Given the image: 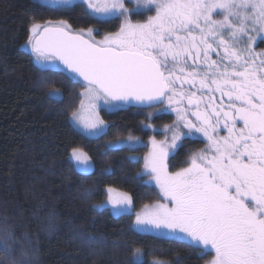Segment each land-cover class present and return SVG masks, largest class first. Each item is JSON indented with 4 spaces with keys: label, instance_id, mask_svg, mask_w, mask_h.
Listing matches in <instances>:
<instances>
[{
    "label": "snow or ice",
    "instance_id": "snow-or-ice-1",
    "mask_svg": "<svg viewBox=\"0 0 264 264\" xmlns=\"http://www.w3.org/2000/svg\"><path fill=\"white\" fill-rule=\"evenodd\" d=\"M45 4L60 11L75 4L97 22L122 18L119 30L99 41L95 29L74 31L63 19L28 28L24 47L36 64L80 85V102L69 119L84 135H106L109 123L101 112L150 108L148 120L154 113L175 114L172 124L164 125V139H151L137 174L154 182L162 201L145 204L133 228L158 232L202 254L211 250L210 264H264V51H256V41H264V0ZM145 11L154 14L132 22ZM50 95L62 98L59 90ZM198 136L205 147L188 157L186 167L171 172L169 160L177 149ZM126 139L139 142L131 135ZM70 160L81 173L92 167L91 157L78 147L71 149ZM106 194L115 211L130 212L129 193L108 186ZM13 240L12 233L0 232V253L10 264H29L27 251L14 256Z\"/></svg>",
    "mask_w": 264,
    "mask_h": 264
},
{
    "label": "trees",
    "instance_id": "trees-1",
    "mask_svg": "<svg viewBox=\"0 0 264 264\" xmlns=\"http://www.w3.org/2000/svg\"><path fill=\"white\" fill-rule=\"evenodd\" d=\"M146 18L147 12L131 17L133 22ZM60 19L74 31L95 29V40L117 32L121 23L97 22L76 5L60 11L35 0H0V232L12 233L14 256L19 259L27 251L29 264H135L139 250L142 264H207L211 250L202 254L179 240L133 228L145 204L161 201L148 176L137 174L148 139L159 137L156 130L172 124L173 115L154 113L148 120L150 108H123L101 112L109 123L106 135L90 137L78 130L69 117L79 105L80 85L65 81L58 70L39 67L24 47L32 22ZM57 90L62 98L50 95ZM129 135L141 144L106 147ZM73 147L91 157L88 172L73 168ZM204 147L200 138L184 141L169 160V170L186 167L188 157ZM108 186L133 197L130 212L114 215L104 206ZM0 264H10L3 253Z\"/></svg>",
    "mask_w": 264,
    "mask_h": 264
},
{
    "label": "rangeland",
    "instance_id": "rangeland-1",
    "mask_svg": "<svg viewBox=\"0 0 264 264\" xmlns=\"http://www.w3.org/2000/svg\"><path fill=\"white\" fill-rule=\"evenodd\" d=\"M35 1H37V2H39V3H43V4H45V0H35ZM135 2V0H133V3ZM79 3V0H77V4ZM75 5V4H74ZM131 6V5H130ZM145 12H147V11H145ZM154 14V12H147V17L149 16V15H153ZM216 18H220V17H216ZM122 19V18H121ZM147 19V18H146ZM133 22V21H132ZM144 22V21H143ZM133 23H142V22H133ZM121 24V23H120ZM103 39V37L101 38V39H98L97 41H99V40H102ZM256 51L257 52H260V51H264V41H262V40H257L256 41ZM212 58L213 59H216V56H215V54H213L212 55ZM39 66V65H38ZM39 67H41V66H39ZM42 68V67H41ZM187 87V86H186ZM217 102H219V96H218V94H217ZM165 113H170V114H172L173 115V117H174V120H175V114L174 113H172L171 111H169V112H165ZM72 122V121H71ZM73 124V123H72ZM74 125V124H73ZM78 130H80L81 131V129H79L76 125H74ZM157 132H159L161 135L159 136V137H155L157 140H163L164 139V135H163V131H164V127H162V128H160L159 130H156ZM82 132V131H81ZM127 138V137H126ZM126 138H122V139H120V140H118V141H116V143H114V144H112L110 147H122V146H130V147H134V146H138V145H140L141 144V140L139 139V142H132V143H129L128 141H127V139ZM153 137H150L149 139H148V141H147V146H148V151H147V153L149 152V150H150V141H151V139H152ZM198 138H200V139H202L203 141H204V139H203V137H199L198 136ZM205 144H206V141H205ZM146 153V154H147ZM145 154V155H146ZM145 155L143 156V164H144V157H145ZM148 180H149V177L147 178V183H148ZM148 184H151V185H153V186H155L157 189H158V191H159V188L154 184V182L153 183H148ZM160 193V192H159ZM160 196H161V194H160ZM161 201H162V196H161ZM104 206L105 207H107V208H109L110 210H111V212L114 214V215H121V214H125V213H120V212H117V211H115L113 208H112V206L111 205H108L106 202L104 203ZM143 208V207H142ZM142 208H141V210H142ZM131 209H132V207H131ZM140 210V211H141ZM131 211V210H130ZM128 213V212H127ZM135 220V219H134ZM140 232H142V231H140ZM143 233H149V234H153V235H158V236H164V235H162V234H160V233H158V232H143ZM164 237H166V236H164ZM213 254H214V252H213ZM140 258V260H141V256L139 257ZM213 259V258H212ZM211 259V260H212ZM211 260L207 263V264H210V262H211ZM154 262H159V264H168V263H165V262H162V261H159V260H155V261H152V263L151 264H154Z\"/></svg>",
    "mask_w": 264,
    "mask_h": 264
}]
</instances>
